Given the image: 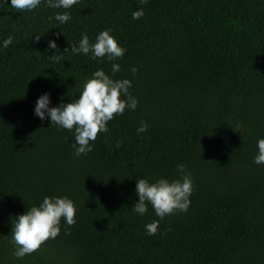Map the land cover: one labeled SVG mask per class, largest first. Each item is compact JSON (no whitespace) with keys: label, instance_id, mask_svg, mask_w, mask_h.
Returning a JSON list of instances; mask_svg holds the SVG:
<instances>
[{"label":"trees","instance_id":"1","mask_svg":"<svg viewBox=\"0 0 264 264\" xmlns=\"http://www.w3.org/2000/svg\"><path fill=\"white\" fill-rule=\"evenodd\" d=\"M63 11L0 0V40L13 36L0 47V264H264V164L253 162L264 137V0H77L68 22L50 19ZM105 28L123 56L70 52ZM97 68L129 79L138 103L76 156L73 131L33 108L44 92L50 106L75 100ZM178 164L193 181L187 211L134 212L137 178H179ZM53 195L75 202L76 223L61 218L55 238L15 257L13 220Z\"/></svg>","mask_w":264,"mask_h":264},{"label":"clouds","instance_id":"2","mask_svg":"<svg viewBox=\"0 0 264 264\" xmlns=\"http://www.w3.org/2000/svg\"><path fill=\"white\" fill-rule=\"evenodd\" d=\"M44 3L49 8L65 11L54 13L50 19H55L63 24L71 19L68 11L77 0H10V6L18 10L32 11ZM141 4L147 0H140ZM144 15V9L138 8L132 13L133 19H139ZM112 30L105 28L98 32L94 42H90L86 33H82L77 44L71 45L72 53H90L91 59L106 57L109 61H115L127 51L119 41L111 34ZM36 36L35 39L39 40ZM13 41V36L8 35L0 40V47H7ZM48 47L56 49L54 40H49ZM68 52V49H65ZM63 54L57 51L51 56L53 60H61ZM112 73L120 70V65L111 64ZM131 71L135 72L133 67ZM131 81L127 78L113 79L101 68H97L88 78L79 96L68 103H59L50 106V94L44 92L35 101L33 113L41 121L48 119L56 126L72 130L74 143L71 147L76 156L87 154L92 150V141H95L98 133L108 131L107 122L115 115H122L127 108L134 110L138 100L129 93ZM147 124L141 121L137 132H145ZM120 142H116L119 147ZM257 153L253 157L256 164H264V137L256 142ZM179 178L169 180L160 177L155 181L148 178H137L135 192L138 197L132 209L143 216L150 204L155 215L163 219L166 215L175 211L185 212L190 205V195L193 191L191 173L183 164L177 166ZM76 205L68 196H45L38 205H33L22 214H18L11 227V242L15 245L13 255L22 258L26 254L37 250L43 242L49 238H55L60 232V221L73 225L75 220ZM159 220H152L145 224L148 235H155L158 231Z\"/></svg>","mask_w":264,"mask_h":264}]
</instances>
